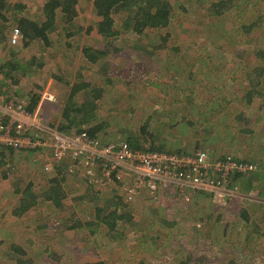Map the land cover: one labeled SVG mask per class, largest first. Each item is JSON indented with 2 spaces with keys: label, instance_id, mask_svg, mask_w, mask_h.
<instances>
[{
  "label": "rangeland",
  "instance_id": "rangeland-1",
  "mask_svg": "<svg viewBox=\"0 0 264 264\" xmlns=\"http://www.w3.org/2000/svg\"><path fill=\"white\" fill-rule=\"evenodd\" d=\"M8 2L23 4L24 15L37 20L45 0ZM170 2L178 10L168 30L149 35L122 31L114 40L119 52L109 53L95 65H85L79 52L65 58L64 49L48 54L37 46L23 50L20 36L9 25L5 29V40L0 43V65L11 62L18 66L13 75L20 74L15 89L16 96L21 95L20 100L27 99L29 90L49 86L42 92H49L56 101H44L41 112L50 123L57 122L58 113L56 107H46L63 105L68 85L76 82L79 74L85 82L100 85L105 90L99 101L98 117L106 121L108 127L99 134L100 141L120 142L132 138L137 145L147 148L153 141L148 137L147 142L144 140L141 133L144 127L148 135H153L154 147L163 151L201 149L212 156L231 154L242 160L256 161L259 165L256 173L260 172L264 167V78L258 83L256 69H264V55L257 56L264 51V1L234 0L224 16L214 21L204 16L208 0ZM78 12L76 26L68 30L76 35L69 41H78L79 47L103 48L95 29L99 19L93 11V0H79ZM115 18L121 28V16ZM79 28L83 29L78 32ZM63 35L52 33L51 38L57 40L60 36L62 39ZM32 56L38 58L43 68L32 70L28 65ZM57 77L61 80L53 79ZM253 90H260L263 95L248 103L247 96ZM241 129L252 132H240ZM7 150L0 148V264H18V260L23 264L100 261L105 264H179L178 260L188 263L191 257L199 255L205 256L203 264H217L211 260L214 250L222 248V244L229 247L244 233L243 224L233 223L238 212L229 206L223 208V198L209 200L194 196L187 201L169 190L157 196H138L128 203L121 189L107 186L96 190L69 173H65L67 176L60 184L62 208L56 209L45 200V193L55 186L47 182L59 168L44 173L41 165L33 162V156ZM28 184L37 196L36 203L21 216L13 215ZM239 188L248 202L262 205L258 208L263 210L250 211L251 216L261 220L264 200L254 196L264 195V186L259 184L252 189L254 195L248 194L243 184ZM111 200L120 207L127 206L119 212H131L132 224L124 223L113 231L100 224L93 235L83 229L66 231V227L76 224L73 215L84 222L97 223L93 215L103 210L112 211L108 204ZM210 213L213 219L220 213L221 224H229L228 236L222 238L221 231L215 230L212 237L207 236L209 226L222 228L220 223H208V218L201 221ZM169 222L172 225L166 224ZM39 225L46 228L39 229ZM231 231L233 235H229ZM262 235L255 245V253L248 254L242 249L240 254L245 258L239 255L242 259H238V264H260L264 260V233ZM221 256L229 258L230 255Z\"/></svg>",
  "mask_w": 264,
  "mask_h": 264
},
{
  "label": "trees",
  "instance_id": "trees-1",
  "mask_svg": "<svg viewBox=\"0 0 264 264\" xmlns=\"http://www.w3.org/2000/svg\"><path fill=\"white\" fill-rule=\"evenodd\" d=\"M205 17L211 19V21L219 20L224 16L226 11L233 6L234 0H208ZM264 0H255V2H261ZM202 2V0H199ZM253 3V2H251ZM248 2L245 3L247 5ZM254 6V5H253ZM79 0H45L42 9L41 16L39 19H30L29 17L24 15L25 6L20 3H9L8 0H0V43L5 40V29L7 26L11 25L14 32H16L21 39V47L23 50H27L37 46L38 49L45 51V53H49V51H53L57 53L59 49H64L63 56L65 58L75 56L76 52H79L80 58L83 60L85 65L87 64H96L102 58L109 55V53H117L119 50L114 44V40L118 39L119 35L122 33H132L134 35H149L151 33L162 32L168 30L171 26V22L175 19L176 8L170 2V0H93V11L95 12L96 17L99 19V22L95 24V29L97 35L101 38L102 47L103 48H94L93 46L82 45L78 46V41L70 42L69 39L76 35L74 31L68 33V30L72 29L75 25V19L78 17L79 12ZM183 11H186L184 8ZM116 15L121 16L120 26L118 28L116 25ZM208 19V20H209ZM180 27V25L178 26ZM83 28H79L77 31H81ZM121 29V31H120ZM91 29H88L90 32ZM61 33L65 34L60 39V36L56 37L57 40L51 38L52 33ZM167 36V35H165ZM165 38V37H164ZM79 50V51H78ZM69 52H73L71 55ZM51 53V52H50ZM264 55V51H262L258 56ZM28 65L35 71V69L43 68V64L38 62V58L35 56L31 57V60L28 61ZM6 67V68H5ZM18 69L17 65H13L11 62L0 65V94L1 97L4 98L5 101H15L20 100L21 95L16 96L15 89L19 83V75H13V71ZM255 70V69H254ZM259 73L256 79L258 83L259 79L264 78V69L260 68L256 69ZM56 81H60L61 78L57 77ZM76 82L69 86V92L66 95L65 103L62 104H50V107L46 108H54L56 107V111L58 114L57 122L51 123L53 126H56L63 133L68 134H78L81 132L87 133L91 138L98 139V136L102 131L107 129L108 124L104 120H100L98 117V106L99 101L103 98L105 90L98 86L97 84L90 85L89 83L83 80V77L78 74L76 78ZM257 83V82H256ZM46 84L43 85L38 91L37 90H29L27 93V99L24 100L27 104V109L29 112H34L40 102L42 97V90L47 89ZM257 94V95H256ZM262 93L256 91H251L247 96V102L251 103V101L256 96L262 97ZM53 103V102H51ZM55 103V102H54ZM44 104V102H43ZM43 116V115H42ZM242 119V118H239ZM248 124V120L246 125ZM240 132L251 133L252 130L241 129ZM141 133L145 136L144 140L147 142V137L153 141L150 147H142L141 145H137L135 140L132 138H127L124 142L130 145L133 148L137 149H146V150H155V151H163L162 148L154 147V138L153 135H148L145 132V128L143 127ZM133 137V136H132ZM134 138V137H133ZM102 141V140H101ZM106 143H111V141L106 140L102 141ZM144 142V143H146ZM7 150V149H5ZM9 151V150H7ZM14 151H9V153H13ZM194 152V151H192ZM189 152V153H192ZM214 156V155H213ZM223 155H215V157H221ZM3 159V158H2ZM1 160V159H0ZM242 160V159H240ZM249 164L256 165V171L259 167L256 161H247ZM261 167V166H260ZM58 172L53 175L50 180H48L47 184H55L54 187H50L47 189L45 193V200L50 202L56 209L62 208L63 196L61 194L60 184L66 178L68 173L67 170L57 169ZM256 171L249 174H236L232 178L233 185L235 188L236 194L231 197L222 196L223 202L226 206H229L231 210H235L238 212L237 215L233 217V220L237 218V220L233 223L235 224H243L244 233L239 237V241L235 240V243H231L229 247L225 244H222V248H216L214 250L215 253L211 255V260H215L217 264H238V259H244L245 256L240 254L242 249H246L248 254L255 253V245L259 243L258 241L262 239L264 228V215L261 220L257 219L255 216H251L250 211H254V208L262 207L261 204L256 205L255 203L248 202L247 199L240 194L241 189L240 185L243 184L245 191L248 194L254 193L251 191L254 188L259 187V184L264 186V167L263 170L256 173ZM253 175V176H252ZM250 176V177H249ZM31 184V183H29ZM27 185L24 191L22 192V197L20 201V206L13 211V215L21 216L22 213L27 212L30 208H32L37 200V196L31 192V185ZM253 184H258L254 186ZM178 194V193H177ZM247 194V195H248ZM182 198L184 197L181 194ZM204 197L209 200L215 199L213 196L208 195H199V197ZM249 196V195H248ZM198 197V196H197ZM253 197V196H251ZM261 200H264V195L254 196ZM177 198V197H175ZM181 198V199H182ZM185 198V197H184ZM221 198V199H222ZM109 206L113 208L112 211L103 210L100 213L93 215L96 217L97 223H89L84 222L83 220H79L78 217L73 215V220L76 219V224L72 226L66 227V231H75L79 230H89L90 235L95 233L96 228L101 224L108 228L109 231H113L119 225L124 223L132 224L131 220L132 214L131 212H119L121 208L118 202L108 201ZM222 208V209H223ZM263 210L262 208H258ZM128 211V210H127ZM264 213V212H263ZM216 217V218H215ZM213 219V214H207L204 218H201V221L205 222V218H208V223H218L221 224L222 216L220 213L215 215ZM72 219V217H71ZM211 219H213L211 221ZM75 221V220H74ZM168 226L172 225V223H166ZM46 225V224H45ZM45 225H39V229L46 228ZM92 227V228H91ZM219 227L209 226V232L207 236L212 237V233L217 231H221V237L223 238L228 236L227 232L229 231V224L222 225ZM263 228V229H262ZM234 232L231 231L229 235H233ZM89 235V236H90ZM211 243L208 242V246ZM214 246V245H213ZM226 247L228 249H226ZM230 249V250H229ZM15 251L22 253L21 250L15 249ZM199 253L204 254V251H200ZM230 255L229 258H223L221 255ZM241 256L242 258L238 257ZM170 258V255H169ZM205 256L202 255L197 256L196 258L191 257L187 262L179 261V264H203ZM57 260V259H56ZM248 260V257H246ZM22 260H18V264H23ZM245 264H251L248 262H244ZM88 264H105L104 262H91ZM260 264H264V260L262 259Z\"/></svg>",
  "mask_w": 264,
  "mask_h": 264
},
{
  "label": "built area",
  "instance_id": "built-area-1",
  "mask_svg": "<svg viewBox=\"0 0 264 264\" xmlns=\"http://www.w3.org/2000/svg\"><path fill=\"white\" fill-rule=\"evenodd\" d=\"M44 101L56 99L45 91L36 110L29 112L24 100L0 97V148L33 156L44 173L68 162L70 175L96 190L121 189L128 203L169 190L187 201L199 195L231 197L236 194L232 178L256 171V165L231 154L143 150L124 141L102 142L85 132L63 133L42 116Z\"/></svg>",
  "mask_w": 264,
  "mask_h": 264
},
{
  "label": "crops",
  "instance_id": "crops-1",
  "mask_svg": "<svg viewBox=\"0 0 264 264\" xmlns=\"http://www.w3.org/2000/svg\"><path fill=\"white\" fill-rule=\"evenodd\" d=\"M67 165H69L68 162H64V164L61 165V166L58 167V168L61 169V170H68V166H67Z\"/></svg>",
  "mask_w": 264,
  "mask_h": 264
}]
</instances>
